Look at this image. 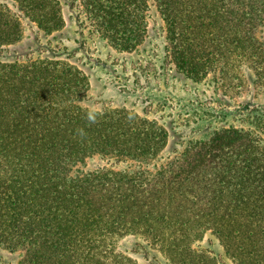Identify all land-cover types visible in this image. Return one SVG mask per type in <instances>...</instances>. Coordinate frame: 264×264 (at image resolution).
Returning a JSON list of instances; mask_svg holds the SVG:
<instances>
[{"label": "trees", "instance_id": "16d2710c", "mask_svg": "<svg viewBox=\"0 0 264 264\" xmlns=\"http://www.w3.org/2000/svg\"><path fill=\"white\" fill-rule=\"evenodd\" d=\"M77 1L98 36L128 53L146 41L153 1L178 75L252 70L264 83V0ZM12 2L18 14L0 4V52L25 44L24 20L45 37L65 26L61 0ZM39 53L0 61V246L18 264H137L117 250L128 237L168 264H216L195 247L207 232L234 264H264V129L225 126L157 164L173 125L125 108L90 124L89 78ZM96 156L118 168L85 171Z\"/></svg>", "mask_w": 264, "mask_h": 264}, {"label": "rangeland", "instance_id": "374dc122", "mask_svg": "<svg viewBox=\"0 0 264 264\" xmlns=\"http://www.w3.org/2000/svg\"><path fill=\"white\" fill-rule=\"evenodd\" d=\"M61 3L65 18L62 30L45 37L24 20L25 44L14 52H0V61L30 52L37 58L38 51L42 58L71 59L90 82L82 107L94 112L125 108L138 116L159 120L160 124L173 125L175 136L157 164L177 156L188 143L206 139L225 126L243 123L264 129L260 120L264 122V83L259 82L257 73L243 72L239 80L209 76L201 82L178 75L166 52L167 24L153 1L146 41L130 53L118 51L100 38L89 20L80 14L77 0ZM0 4L18 14L12 0H0ZM108 166L118 168L117 162L96 156L83 169ZM141 247L142 242L128 237L119 241L117 250L137 264H168L162 256L156 257L155 252ZM195 247L207 252L216 264H234L211 232ZM19 260V253L0 246V264H18Z\"/></svg>", "mask_w": 264, "mask_h": 264}, {"label": "clouds", "instance_id": "9594fccd", "mask_svg": "<svg viewBox=\"0 0 264 264\" xmlns=\"http://www.w3.org/2000/svg\"><path fill=\"white\" fill-rule=\"evenodd\" d=\"M96 118H97V114L94 111H89L86 114V119L87 121L91 124V123H95L96 122ZM80 136H84L85 132L84 129H78L77 130Z\"/></svg>", "mask_w": 264, "mask_h": 264}]
</instances>
